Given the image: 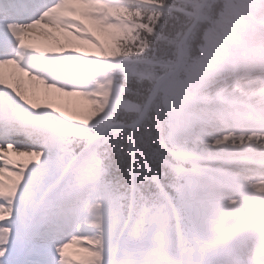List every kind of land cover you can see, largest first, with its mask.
<instances>
[{
  "label": "snow or ice",
  "instance_id": "snow-or-ice-1",
  "mask_svg": "<svg viewBox=\"0 0 264 264\" xmlns=\"http://www.w3.org/2000/svg\"><path fill=\"white\" fill-rule=\"evenodd\" d=\"M0 264H264V0H0Z\"/></svg>",
  "mask_w": 264,
  "mask_h": 264
},
{
  "label": "bare ground",
  "instance_id": "bare-ground-1",
  "mask_svg": "<svg viewBox=\"0 0 264 264\" xmlns=\"http://www.w3.org/2000/svg\"><path fill=\"white\" fill-rule=\"evenodd\" d=\"M38 39H39L38 37H34L32 42L34 44L39 45V46L43 45L42 39L39 40V41H38ZM108 39H109L108 37H102V43L105 45L106 48L109 47V45H108L109 44V40ZM44 44L47 46V43H44ZM92 50H96V49H92ZM26 87L29 89V92L31 93V90L34 87V85L31 84V83H28V84H26ZM35 87L39 91H41V92L43 91V86L42 85H35ZM51 95L52 96H57L59 94L52 93ZM41 98H43V97H41ZM61 106L64 107L68 111L71 110L70 112H72L75 115L85 116V112L88 110V107H90L91 104H90L89 101L85 100L83 97H64ZM13 157H14V159H18V160L27 159L26 157H17V156H15V154H13ZM68 253L70 255V249L68 250ZM73 260H75V259L73 258Z\"/></svg>",
  "mask_w": 264,
  "mask_h": 264
},
{
  "label": "rangeland",
  "instance_id": "rangeland-1",
  "mask_svg": "<svg viewBox=\"0 0 264 264\" xmlns=\"http://www.w3.org/2000/svg\"><path fill=\"white\" fill-rule=\"evenodd\" d=\"M37 34H39V33H37ZM58 35H59V33H57V36H58ZM39 36H40L41 38L44 37V35H39ZM45 38H46V41L49 42V43H51V44H52V42H54L50 36H45ZM43 40H45V39H43ZM108 40H109V44H108L109 47H108V48H111L112 43H111L110 38H109ZM90 110H91V106L88 107V110L85 112V116L90 112ZM69 111H71V110H69Z\"/></svg>",
  "mask_w": 264,
  "mask_h": 264
}]
</instances>
